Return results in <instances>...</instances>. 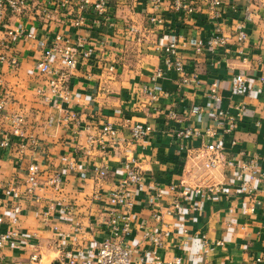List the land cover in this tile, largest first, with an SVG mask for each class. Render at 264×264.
I'll use <instances>...</instances> for the list:
<instances>
[{
  "label": "crops",
  "instance_id": "0c3cea01",
  "mask_svg": "<svg viewBox=\"0 0 264 264\" xmlns=\"http://www.w3.org/2000/svg\"><path fill=\"white\" fill-rule=\"evenodd\" d=\"M192 1L197 11L187 14L168 1L155 8L153 0H108L104 19L67 4L53 7L51 22H32L28 28L48 40L61 33L74 46L92 50L71 75L69 101L57 106L37 93L47 77L35 70L41 52L34 43L19 47L18 67L0 64V141L12 134L15 116L24 118L23 137L11 135V147H0V233L19 235L0 247V264H31L34 253L40 264H54L66 251L92 257L109 237L115 215L129 217L127 241L140 264H151L154 235H163V246L156 249L162 264L175 257L182 264H264V179L249 193L242 186L246 176L240 177L242 165L251 161L264 173V0H222L217 8L208 0ZM246 10L249 38L238 46L234 27L245 20ZM155 12L159 23L150 22ZM81 16L84 23L77 26ZM218 30L229 43L197 54V41L207 42ZM171 42L178 44L188 83L174 70L152 80L164 68L156 47ZM237 75L247 81L242 93L234 89ZM213 83L219 86L218 103L209 98ZM241 106L237 128L225 134L226 117L236 116ZM71 111L77 122L64 120ZM127 121L150 126L151 132L132 144ZM108 124L119 129L115 144L103 149L90 143ZM187 129H212L215 136L177 137ZM214 140L225 145L219 168L207 170L201 160L188 158V148L197 151ZM132 161L143 170V183L129 190L130 207H113L109 196L124 176V164ZM32 164L40 168V186L29 193L26 174ZM96 168L107 176L96 177ZM57 175L58 188L50 184ZM172 185L179 191L202 187L204 193H193L174 211L178 195L170 192ZM11 189L18 198L8 194Z\"/></svg>",
  "mask_w": 264,
  "mask_h": 264
},
{
  "label": "built area",
  "instance_id": "2783aa9c",
  "mask_svg": "<svg viewBox=\"0 0 264 264\" xmlns=\"http://www.w3.org/2000/svg\"><path fill=\"white\" fill-rule=\"evenodd\" d=\"M168 1L171 3L172 9L177 12L193 14L197 11V7L192 0H153L155 8L159 7ZM211 7H221L222 0H208ZM67 4L76 5L78 10L84 12L88 9L92 10L99 18H107L109 3L108 0H0V64L9 63L13 67L19 66V47L23 44L34 43L41 52V57L35 65V70L42 76L47 77V83L43 88H39L37 93L43 97V100L48 104L58 105V102H67L70 99L69 82L72 73L76 70L80 60L90 59L92 50L85 48L83 43H78L74 46L70 39L61 33H57L52 40L39 35L36 31L30 30L28 26L32 22H51L54 13L53 7L64 8ZM251 20L249 11H245V20L239 22L234 27V37L238 46H241L248 40V33L246 31V23ZM161 20L157 13L150 16L151 23H159ZM84 23V18L79 17L75 24L80 26ZM229 37L225 36L221 30H218L215 35L211 36L207 42L198 40L195 45V52L197 54L203 53L206 48L225 47L229 43ZM156 50L164 55L163 66L159 68L152 77L156 81L165 74L167 70H174L183 76V82L188 83L189 78L185 71V62L178 51V44L171 42L166 45H158ZM59 66V68H58ZM114 68L110 67L109 71ZM246 79L244 75H237L234 82V89L242 93L246 89ZM261 84L264 88V76L261 78ZM153 99H157V95L152 91L145 90ZM209 98L214 103L221 101L219 95V86L213 83L210 86ZM4 109V102H0V111ZM244 106L238 109L236 116H229L227 118V125L224 129L225 134H232L237 128V124L244 113ZM220 118H225L223 111L218 112ZM14 130L12 134H7L0 141V147L7 149L11 147V135L23 137L22 126L24 118L22 116L14 117ZM65 121L77 122V117L74 112H70L64 118ZM53 118L49 119V124H52ZM127 126L131 132V143L136 144L145 139L151 132L150 126H143L140 123L127 121ZM119 136V129L114 125L108 124L104 126L97 138L90 137V143H97L101 148L106 147V143L115 144ZM215 132L212 129L201 131L199 129H187L177 133V137L182 140H192L194 138L208 137L213 138ZM21 147H25L24 142H21ZM225 145L223 141L214 140L206 143L202 149L195 151L188 148V158L201 160L202 167L207 170L217 169L224 163ZM96 177L104 178L107 176V171L103 169H95ZM246 178L242 181V186L251 193V185L260 179H264V173L258 171V164L256 161H251L243 164L240 171V177ZM40 168L37 164H32L28 167L26 174L27 191L34 192L39 186ZM143 170L132 162L124 164V176L119 182L118 186L109 196V203L116 208L130 207L132 204L128 202V193L131 188L138 187L143 183ZM50 184L58 188L62 184L60 175L55 176L50 180ZM180 186H183L181 183ZM178 185H172L170 192L174 195L175 200L172 202L171 208L178 211L182 208V200L190 201L191 195L203 194L202 187H195L193 189L185 187L179 191ZM8 194L14 198H18L19 194L15 189H11ZM161 195L158 191L157 196ZM253 208H250L252 211ZM15 213L20 212V207L16 206ZM157 221L161 220L160 216H156ZM3 219L0 217V223ZM131 224L128 216L115 215L111 220L110 235L102 241L94 255L89 258L80 259L72 252H64L60 259L54 264H140L133 260L134 251L128 244L127 236L130 234ZM17 232L0 233V247L11 244L18 238ZM153 246V257L151 264H162L156 249L163 246V235H154L150 238ZM205 244V242H204ZM218 245H224L223 242H218ZM31 264H40L38 253H34L30 259ZM143 262V259H142ZM181 257L169 259L165 264H182Z\"/></svg>",
  "mask_w": 264,
  "mask_h": 264
}]
</instances>
